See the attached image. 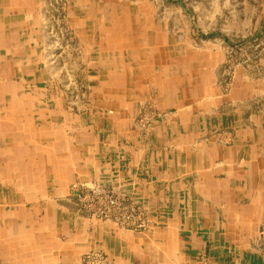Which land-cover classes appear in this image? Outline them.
I'll return each mask as SVG.
<instances>
[{
  "label": "crops",
  "instance_id": "obj_1",
  "mask_svg": "<svg viewBox=\"0 0 264 264\" xmlns=\"http://www.w3.org/2000/svg\"><path fill=\"white\" fill-rule=\"evenodd\" d=\"M66 1L57 43L54 0H0V264H264V24L217 33L254 63L228 82L197 16ZM81 184L119 188L146 228L88 218Z\"/></svg>",
  "mask_w": 264,
  "mask_h": 264
},
{
  "label": "rangeland",
  "instance_id": "obj_2",
  "mask_svg": "<svg viewBox=\"0 0 264 264\" xmlns=\"http://www.w3.org/2000/svg\"><path fill=\"white\" fill-rule=\"evenodd\" d=\"M118 0H107L109 3ZM130 1L137 0H121V3H128ZM144 1V0H139ZM149 4H152L154 13L162 19H170L169 29L173 30L176 28V23H180V19L183 20V24L186 27L184 28L185 32L191 30L189 26L192 22V17H198L199 22L197 28L194 29V32L197 33L199 30L201 33L210 34L212 39H215L217 36L218 42L216 45L224 49L227 60V77L229 78L228 82L233 79L238 67L240 65H249L253 66L254 63L248 62L244 57L241 56V52L237 51L236 48L222 41V38L218 37L217 33L220 34H229L232 42L236 43L238 38L233 35H237L240 32H249L251 28L256 27V25L264 24V0H146ZM54 6H56L57 18L62 19V23H59L57 27H51L50 32L53 36L57 35L55 29H58V35L55 39V42L58 43L59 39L64 35H70V29L65 23L67 18V13L69 10V5L66 0H54ZM121 10L120 12H123ZM196 20V18H195ZM177 21V22H176ZM199 25V27H198ZM193 27V26H192ZM261 28H264L262 25ZM264 33V29L262 30ZM231 43V44H234ZM255 43H248V49L254 61L257 59H264V38L260 41L258 46H255V49L249 46L254 45ZM253 60V59H250ZM260 73L264 76V63L262 66H259ZM156 112L154 108L148 106L145 111L142 112L138 118V126L143 131H149L150 127L156 120ZM148 117L154 119L147 128H143L140 124L141 118ZM158 117V114H157ZM80 202V201H79ZM81 205V203H80ZM86 213V216L90 219L97 221L108 222L117 227L113 222L95 219L89 216V214L83 209ZM120 228V227H119ZM101 253V252H95ZM91 254V253H90Z\"/></svg>",
  "mask_w": 264,
  "mask_h": 264
},
{
  "label": "built area",
  "instance_id": "obj_3",
  "mask_svg": "<svg viewBox=\"0 0 264 264\" xmlns=\"http://www.w3.org/2000/svg\"><path fill=\"white\" fill-rule=\"evenodd\" d=\"M153 119L154 117L141 118L140 124L143 128H147ZM78 200L90 217L113 222L122 229L141 231L148 224L143 209L117 187L81 184L78 189ZM87 258L90 264H104L106 259L102 252L91 253Z\"/></svg>",
  "mask_w": 264,
  "mask_h": 264
}]
</instances>
